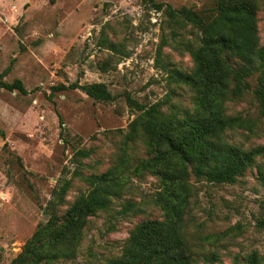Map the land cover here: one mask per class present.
Returning a JSON list of instances; mask_svg holds the SVG:
<instances>
[{
  "label": "rangeland",
  "instance_id": "1",
  "mask_svg": "<svg viewBox=\"0 0 264 264\" xmlns=\"http://www.w3.org/2000/svg\"><path fill=\"white\" fill-rule=\"evenodd\" d=\"M215 2L0 0V80H18L26 91L0 88V264H11L23 252L48 222L51 203L64 215L91 190L89 177L115 166L126 168L122 188L106 211L87 219L75 255L60 264H103L122 255L139 224L163 221L156 203L161 182L135 173L149 156L140 139L127 140L140 114L129 99L146 107L166 102L162 111L178 117L193 111L194 93L174 75L193 74L190 51L201 44L200 33L171 12L186 7L207 16ZM255 6L264 47V0ZM91 84H103L113 100L92 99L79 88ZM58 86L65 89L52 90ZM224 109L226 116L247 122L226 131L227 144L242 150L264 146V118L252 93ZM262 178L264 155L234 184L190 175L179 235L191 264H245L252 253L264 261ZM65 181L70 186L59 201L55 192ZM126 203L134 205L128 212Z\"/></svg>",
  "mask_w": 264,
  "mask_h": 264
},
{
  "label": "trees",
  "instance_id": "2",
  "mask_svg": "<svg viewBox=\"0 0 264 264\" xmlns=\"http://www.w3.org/2000/svg\"><path fill=\"white\" fill-rule=\"evenodd\" d=\"M171 15L200 33L201 44L190 51L195 65L193 74L174 75L175 82L194 93V109L178 117L162 111L166 102L146 107L129 99L140 114L131 123L127 136L128 141L140 139L147 149L149 157L139 161L135 173L147 172L161 182L162 192L156 203L164 219L139 224L126 241L122 255L103 264H191L179 235L190 196V175L214 185L234 184L257 157L264 155V146L242 150L223 138L226 131L246 126V120L228 117L224 109L228 101L246 92L252 93L259 115L264 118V47L259 44L255 0H216L214 12L207 16L186 7L172 11ZM232 59L237 60L234 67ZM0 88L26 93L18 80L11 84L0 80ZM68 88L75 89L78 85ZM79 88L92 99L113 100L103 84ZM64 89V86L52 88ZM78 154L88 156L83 151ZM125 170L123 165L115 166L89 177L91 190L78 197L62 216L57 215L51 203L48 222L35 231L11 264H60L73 258L87 219L109 208L110 198L122 188ZM69 186L70 182L65 181L55 192L59 201ZM133 207L132 203H126L124 212ZM245 264L264 261L252 253Z\"/></svg>",
  "mask_w": 264,
  "mask_h": 264
}]
</instances>
